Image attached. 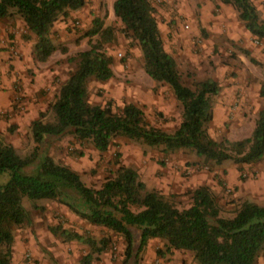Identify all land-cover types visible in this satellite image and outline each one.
I'll use <instances>...</instances> for the list:
<instances>
[{
    "label": "rangeland",
    "instance_id": "1",
    "mask_svg": "<svg viewBox=\"0 0 264 264\" xmlns=\"http://www.w3.org/2000/svg\"><path fill=\"white\" fill-rule=\"evenodd\" d=\"M174 1L150 0L159 29L164 32L170 28L175 36L187 34L190 57L176 59L182 82L192 86L195 81L212 78L219 86L212 103L222 96L230 100L225 120L214 119L209 123L210 135L215 139L250 135L258 111L264 109V96L260 95L264 85V41H254L256 37L246 30L237 11L229 4L219 0H180L175 7L178 11H171ZM252 2L264 20V0ZM112 3L113 0H85L83 7L61 16L50 33L56 50L46 62L33 58L36 37L26 29L14 9L8 17L0 19V85H9L12 91L11 108L0 107V125L3 123L0 138L12 144L21 155L30 154L34 146L30 130L32 120L41 112H45V120H51L49 105L76 67V60L70 58L99 40L98 34H85L95 17L103 20V27L113 29L112 40L102 45L112 58L113 76L106 81L88 79L89 102L111 106L114 111L125 103H134L144 111L151 124L167 132L177 128L182 112L180 102L166 84L146 74L139 47L124 35L120 21L114 15L108 16ZM203 12L210 19L204 24L197 23ZM216 16L219 18L213 19ZM166 45L170 48L168 40ZM12 58L23 63V71L8 63ZM42 150L54 161L77 171L81 180L93 187H99L105 178L115 174L117 161L136 171L144 166L147 170L138 174L141 180H146V187L157 188L178 208L188 206L190 192L203 184L211 188L224 217L232 216L245 199L264 203V156L261 161L245 165L239 171L230 160L213 164L190 149L164 152L162 147H152L125 136L115 137L107 151L98 152L89 141L79 142L70 134L48 141ZM144 173H148L149 178ZM161 178L167 183L158 187L162 185L157 183ZM7 179V173L0 174V183ZM21 203L28 210L31 222L13 228L12 264H81L89 247L76 240H64L52 233L50 226H62L96 239L109 237L108 247L96 255L93 264H121L124 244L119 234L89 223L54 200H31L23 196ZM159 249H163V240H149L140 264H198L192 251L175 250L160 256ZM257 263L264 264V247Z\"/></svg>",
    "mask_w": 264,
    "mask_h": 264
},
{
    "label": "trees",
    "instance_id": "2",
    "mask_svg": "<svg viewBox=\"0 0 264 264\" xmlns=\"http://www.w3.org/2000/svg\"><path fill=\"white\" fill-rule=\"evenodd\" d=\"M219 1L231 5L246 30L264 41V20L252 0ZM84 4L85 0H0V19L14 9L36 37L33 58L46 62L56 50L50 36L54 23ZM112 8L124 35L139 47L146 74L166 84L180 102L181 120L173 132H167L151 124L134 103L114 111L111 106L89 102L88 79L106 81L113 76L112 58L102 47L112 40L113 29L103 27V20L95 17L85 34H98L99 40L70 58L76 60V67L49 105L51 120H45V112H41L30 123L34 141L30 154L21 155L0 138V174L8 175L6 182L0 183V264H12L13 228L31 222L21 203L23 196L57 201L89 223L119 234L124 244L121 264H140L142 252L154 238L163 240V249L157 250L160 256L188 250L198 264H258L264 247V203L245 199L232 216L224 217L211 188L203 184L190 192L188 206L178 208L160 191L148 189L136 170L118 162L119 154L115 174L93 187L86 185L77 171L43 153L45 143L70 134L79 142L89 141L98 152L107 151L115 137L125 136L162 147L164 152L190 149L213 164L230 160L239 171L264 156V109L258 111L250 135L215 139L209 133V123L218 83L212 78L195 81L192 86L182 82L176 59L165 49L150 0H114ZM260 95L264 96V85ZM49 229L64 240L89 247L81 264H93L110 243L109 237L96 239L62 226Z\"/></svg>",
    "mask_w": 264,
    "mask_h": 264
},
{
    "label": "crops",
    "instance_id": "3",
    "mask_svg": "<svg viewBox=\"0 0 264 264\" xmlns=\"http://www.w3.org/2000/svg\"><path fill=\"white\" fill-rule=\"evenodd\" d=\"M179 1L180 0H175L174 1V4H172L171 5L172 7L170 8L171 11H173V10L178 11L175 7H177L179 5ZM206 9H208V6H206ZM111 15H114L112 8H111V10H109V15H108L109 18H111ZM216 18H219V17L216 16L213 19H216ZM208 19H210L209 16H205L204 12H203L201 17L199 18V21H197V23L204 24ZM159 30H160V35H161V38L163 40L165 49L175 59H177L179 57H183V56L190 57V55H188V53H189V45L190 44H188L189 41H188V38H186L187 34L183 35V36H182V34H179L180 36H175V34H174L175 32L173 33L170 28L164 29V32L161 29H159ZM166 40H168L170 48L166 45ZM21 49L23 50L24 48L21 47ZM8 63H13L16 66L17 70L19 69L18 71H23V69H24V66L21 65L23 63L20 62L17 58L10 59ZM4 83H7V82H4ZM39 85H40V82L38 83V86ZM0 87H2V89H0V107L4 106L7 109L11 108V106L9 105V98L11 97V93H12V91L10 89V86L8 85L7 87H4V86L0 85ZM229 103H230V100L226 99L225 96L217 97L212 103V110H213V118H212V120H214V119L217 120V121L218 120L219 121L220 120H225V118L227 117V105ZM1 121L2 120H0V123H1ZM1 126L3 127V123H2V125H0V127ZM2 127L0 128V130L3 129ZM1 131H3V130H1ZM241 138H243V137H241ZM229 139H240V138L229 137ZM258 163H260V162H258ZM221 168H225V166L221 165ZM142 170H147V169L144 166H142L137 171V173L142 172ZM144 174H143V176H145V175H147V177L149 176L148 173L145 174V175ZM142 179H143L142 180L143 182L146 181L144 178H142ZM160 182L162 183V185L158 184L157 185L158 187L159 186H165L166 183H167V180H165V178H161V180H159L157 183H160ZM160 188H162V187H160ZM156 190H157V188H156Z\"/></svg>",
    "mask_w": 264,
    "mask_h": 264
},
{
    "label": "built area",
    "instance_id": "4",
    "mask_svg": "<svg viewBox=\"0 0 264 264\" xmlns=\"http://www.w3.org/2000/svg\"><path fill=\"white\" fill-rule=\"evenodd\" d=\"M256 43H261V40H259V39H257V38H255V40H254Z\"/></svg>",
    "mask_w": 264,
    "mask_h": 264
}]
</instances>
